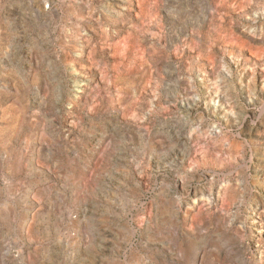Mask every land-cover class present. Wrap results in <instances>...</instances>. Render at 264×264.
Wrapping results in <instances>:
<instances>
[{"label": "rangeland", "instance_id": "1", "mask_svg": "<svg viewBox=\"0 0 264 264\" xmlns=\"http://www.w3.org/2000/svg\"><path fill=\"white\" fill-rule=\"evenodd\" d=\"M0 264H264V0H0Z\"/></svg>", "mask_w": 264, "mask_h": 264}, {"label": "bare ground", "instance_id": "2", "mask_svg": "<svg viewBox=\"0 0 264 264\" xmlns=\"http://www.w3.org/2000/svg\"><path fill=\"white\" fill-rule=\"evenodd\" d=\"M19 87H20V86H19ZM46 151H47V150H46ZM49 154H50V153H49ZM39 156H40V155H39ZM43 157H44V156H43ZM46 157H47V156H46ZM32 175H33V174H32ZM45 201H46V200H45ZM12 202H13V201H12ZM15 204H16V203H15ZM44 207H45V206H44ZM42 208H43V207H42ZM44 209H45V208H44ZM41 211H42V210H41ZM44 213H45V212H44ZM48 213H49V212H48ZM48 213H47L46 215H48ZM40 214H41V213H40ZM40 214H39V215H40ZM37 215H38V214H37ZM43 216H44V215H43ZM46 218H47V217H46ZM38 221H39V219H38ZM39 224H40V223H39ZM33 229H34V228H33ZM34 230H37V229H34ZM197 250H198V248H197ZM195 257H196V255H195ZM195 257H194V258H195ZM193 261H194V260H193Z\"/></svg>", "mask_w": 264, "mask_h": 264}]
</instances>
